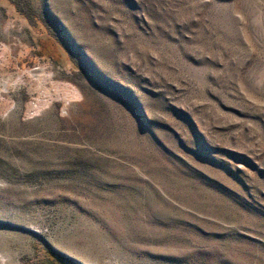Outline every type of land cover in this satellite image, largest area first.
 <instances>
[{
  "label": "rangeland",
  "instance_id": "obj_1",
  "mask_svg": "<svg viewBox=\"0 0 264 264\" xmlns=\"http://www.w3.org/2000/svg\"><path fill=\"white\" fill-rule=\"evenodd\" d=\"M0 264H264V0H0Z\"/></svg>",
  "mask_w": 264,
  "mask_h": 264
},
{
  "label": "bare ground",
  "instance_id": "obj_2",
  "mask_svg": "<svg viewBox=\"0 0 264 264\" xmlns=\"http://www.w3.org/2000/svg\"><path fill=\"white\" fill-rule=\"evenodd\" d=\"M47 80V77L41 75L36 77V82L38 83V86L41 88H44V82ZM59 88V86H57V89ZM45 94V93H43Z\"/></svg>",
  "mask_w": 264,
  "mask_h": 264
}]
</instances>
